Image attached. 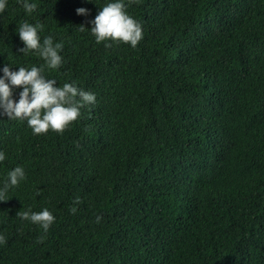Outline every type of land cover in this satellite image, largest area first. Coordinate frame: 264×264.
<instances>
[{
    "label": "trees",
    "instance_id": "16d2710c",
    "mask_svg": "<svg viewBox=\"0 0 264 264\" xmlns=\"http://www.w3.org/2000/svg\"><path fill=\"white\" fill-rule=\"evenodd\" d=\"M30 2L0 12V66L43 63L15 32L38 22L63 44L42 74L96 102L59 133L0 116V180L25 172L0 264H264V0H123L135 48L89 34L106 0ZM42 208L46 232L18 214Z\"/></svg>",
    "mask_w": 264,
    "mask_h": 264
},
{
    "label": "clouds",
    "instance_id": "9594fccd",
    "mask_svg": "<svg viewBox=\"0 0 264 264\" xmlns=\"http://www.w3.org/2000/svg\"><path fill=\"white\" fill-rule=\"evenodd\" d=\"M88 2V0H86ZM25 11L30 13L35 10L36 4L30 0H18ZM7 7V0H0V12ZM123 0H106L94 18L89 21V34L95 42L103 41L126 43L135 48L142 39V29L138 21L124 11ZM77 15L87 14L83 7L75 9ZM40 23L20 22L15 32L23 46L18 49L24 55L29 53L37 55L43 63L40 66H17L10 70V65L0 66V116L7 119H22L31 129L33 135L48 132H61L80 115L82 107L96 102L95 94L77 87L75 81L57 85L55 79L46 78L42 72L45 67L56 69L62 63L59 54L63 44L54 41L51 35H46L41 40L38 30ZM80 29H85L83 25ZM17 87V97L13 92ZM5 159L0 151V161ZM25 178L22 166L16 165L5 172V178L0 180V201L4 194L18 185ZM21 219H26L46 232L55 217L47 208L39 211H18ZM2 239V237H0Z\"/></svg>",
    "mask_w": 264,
    "mask_h": 264
}]
</instances>
